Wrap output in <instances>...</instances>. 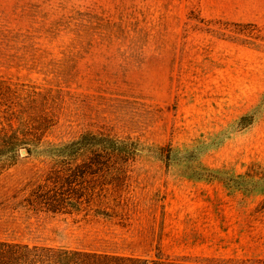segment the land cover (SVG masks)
Masks as SVG:
<instances>
[{"label":"rangeland","instance_id":"1","mask_svg":"<svg viewBox=\"0 0 264 264\" xmlns=\"http://www.w3.org/2000/svg\"><path fill=\"white\" fill-rule=\"evenodd\" d=\"M89 16L125 33L80 44ZM1 31L0 81L50 97L44 146L105 131L141 153L121 191L54 214L25 201L50 159L20 150L0 170V240L264 264V0H0Z\"/></svg>","mask_w":264,"mask_h":264},{"label":"trees","instance_id":"2","mask_svg":"<svg viewBox=\"0 0 264 264\" xmlns=\"http://www.w3.org/2000/svg\"><path fill=\"white\" fill-rule=\"evenodd\" d=\"M76 30L81 43L91 45L93 36L112 39L125 33L121 23L104 22L99 16H89ZM65 25L56 23L53 33L58 34ZM141 37L146 32L139 30ZM135 32V30H134ZM243 32H239L241 34ZM1 39L8 35L1 31ZM262 38L257 36V39ZM142 39V38H141ZM89 42V44H88ZM85 47L82 46L84 52ZM78 51L77 53H81ZM64 66H73L77 54L69 51ZM35 91H14L0 81V170L12 165L20 150L28 154L35 150L45 153L51 167L45 180L36 185L25 199L31 207L54 214L79 212L96 200L107 199L110 192L122 190L128 177L127 168L141 153V144L131 138H120L111 133L86 131L73 140L59 144H45L46 134L57 123L50 97ZM41 98V114L33 116ZM54 101V100H53ZM35 106V107H34ZM4 107L1 110V108ZM47 109L50 111L47 112ZM30 113L27 117L26 114ZM253 116L242 119L251 125ZM18 122V126L14 125ZM98 213H105L97 210ZM0 264H198L166 257L158 252L154 257L109 254L98 251L72 249L65 246L26 244L0 240Z\"/></svg>","mask_w":264,"mask_h":264},{"label":"water","instance_id":"3","mask_svg":"<svg viewBox=\"0 0 264 264\" xmlns=\"http://www.w3.org/2000/svg\"><path fill=\"white\" fill-rule=\"evenodd\" d=\"M27 151L26 150H22V155H26Z\"/></svg>","mask_w":264,"mask_h":264}]
</instances>
